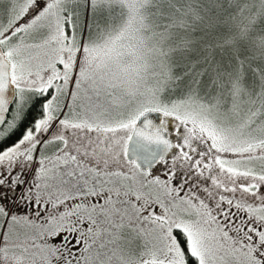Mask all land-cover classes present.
I'll list each match as a JSON object with an SVG mask.
<instances>
[{"label": "snow or ice", "instance_id": "1", "mask_svg": "<svg viewBox=\"0 0 264 264\" xmlns=\"http://www.w3.org/2000/svg\"><path fill=\"white\" fill-rule=\"evenodd\" d=\"M0 264H264V0H0Z\"/></svg>", "mask_w": 264, "mask_h": 264}]
</instances>
